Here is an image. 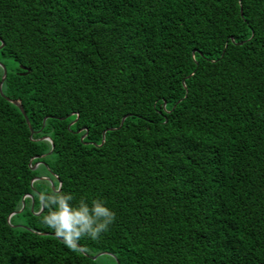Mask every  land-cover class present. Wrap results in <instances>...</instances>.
Masks as SVG:
<instances>
[{
    "label": "trees",
    "instance_id": "1",
    "mask_svg": "<svg viewBox=\"0 0 264 264\" xmlns=\"http://www.w3.org/2000/svg\"><path fill=\"white\" fill-rule=\"evenodd\" d=\"M0 39V264H264V0H0ZM57 190L115 212L79 252Z\"/></svg>",
    "mask_w": 264,
    "mask_h": 264
},
{
    "label": "clouds",
    "instance_id": "2",
    "mask_svg": "<svg viewBox=\"0 0 264 264\" xmlns=\"http://www.w3.org/2000/svg\"><path fill=\"white\" fill-rule=\"evenodd\" d=\"M39 199L41 210H48L41 222L74 252L81 251L79 241L82 238L99 240L115 221V212L100 199H93L89 204L81 198L78 204L73 205V195L60 190L51 194L41 192Z\"/></svg>",
    "mask_w": 264,
    "mask_h": 264
},
{
    "label": "water",
    "instance_id": "3",
    "mask_svg": "<svg viewBox=\"0 0 264 264\" xmlns=\"http://www.w3.org/2000/svg\"><path fill=\"white\" fill-rule=\"evenodd\" d=\"M0 41H1V39H0ZM4 47V43H2L1 44V46H0V49H2ZM0 67L3 69V77H2V81H1V83H0V93H1V95L2 96H4V94H3V84H4V82L6 81V78H7V75H8V71H7V68H6V66L4 65V64H2L1 62H0ZM24 69V68H23ZM12 104H14V105H16L20 110H21V112L23 113V115L25 116V118H26V121H27V124L29 125V127H30V129H31V131H32V134H33V130H32V127H31V125H30V122H29V120H28V118H27V116H26V113L24 112V110H23V108L20 106V104H18V103H16V102H14V101H11V100H9ZM104 137H103V141L105 140V133H104V135H103ZM86 136H84L83 138H82V140L85 138ZM53 151H54V146H53V148H52V151L50 152V154L49 155H51L52 153H53ZM39 163L37 164V165H35L32 169L33 170H35L37 167H39ZM35 180H38V179H35ZM52 188H53V190H54V184L52 183ZM26 198V197H25ZM24 198V199H25ZM24 199H23V202H24ZM24 207V206H23ZM99 256V255H98ZM98 256H96V257H94V259H97L98 258Z\"/></svg>",
    "mask_w": 264,
    "mask_h": 264
}]
</instances>
